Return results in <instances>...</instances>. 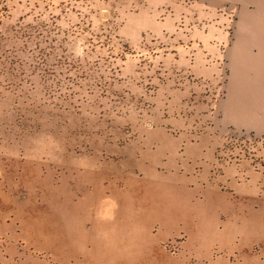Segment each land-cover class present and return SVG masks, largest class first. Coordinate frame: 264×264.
Here are the masks:
<instances>
[{"label": "rangeland", "instance_id": "rangeland-1", "mask_svg": "<svg viewBox=\"0 0 264 264\" xmlns=\"http://www.w3.org/2000/svg\"><path fill=\"white\" fill-rule=\"evenodd\" d=\"M258 58L264 0H0V147H23L35 186L19 205L5 195L0 264H123L76 224L77 161L106 184L134 166L148 129L209 136L211 179L231 167L264 203ZM249 244L219 264H264V233ZM147 251L172 264L182 237Z\"/></svg>", "mask_w": 264, "mask_h": 264}, {"label": "crops", "instance_id": "crops-1", "mask_svg": "<svg viewBox=\"0 0 264 264\" xmlns=\"http://www.w3.org/2000/svg\"><path fill=\"white\" fill-rule=\"evenodd\" d=\"M256 61L264 64V58ZM132 147L134 166L108 177L106 184L95 179L94 165L92 181H85L83 161H77L76 169V224L89 225L100 247L116 249L118 263H164L165 257L153 256L147 248L173 236L182 237L183 251L167 256V263L178 264L187 257H192V264L225 263L236 249L249 248L262 236L264 203L257 183L238 182L231 167L212 180L217 146L209 136L148 129ZM27 159L22 146L0 147V212H5L6 194L16 195L19 205L22 192L34 193V184L24 179L30 175L23 168ZM68 206L66 202V212Z\"/></svg>", "mask_w": 264, "mask_h": 264}]
</instances>
